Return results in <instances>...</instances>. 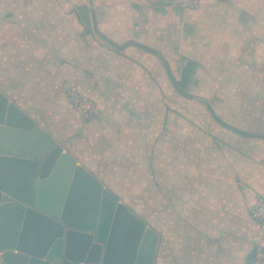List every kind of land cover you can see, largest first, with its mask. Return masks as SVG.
Segmentation results:
<instances>
[{"label":"crops","instance_id":"obj_1","mask_svg":"<svg viewBox=\"0 0 264 264\" xmlns=\"http://www.w3.org/2000/svg\"><path fill=\"white\" fill-rule=\"evenodd\" d=\"M184 2L0 0V92L120 201L119 191L108 185L107 169H100L107 167L106 158L89 157L95 153L91 143L114 130L97 125L89 132L66 94L76 86L104 109L112 104L108 113L116 112L119 102L122 108L127 103L148 109L150 143L144 149L149 159L143 169L153 204L148 226L159 237L154 264H247L253 247L264 246V233L251 214L256 196L264 195V0H208L193 12L182 7ZM79 5L87 6L90 27L81 22ZM179 13L186 24L193 17L213 22L214 32L211 45L199 44L209 48L203 56L181 57L175 79L212 60L218 71L214 78H223L233 93L227 102L212 97L213 106L196 97L209 112L208 117L199 113L212 125L208 135L199 124L188 136L182 132L181 144L165 137L164 149L157 145L158 79L152 70L158 72L161 54L173 45L168 42ZM168 80L162 79L163 85L173 86ZM167 113L160 115L169 120ZM97 119L91 123L98 124ZM134 129L117 130L120 150L125 141L139 139L141 129ZM134 154L136 159L144 152ZM117 168L126 170V165Z\"/></svg>","mask_w":264,"mask_h":264},{"label":"water","instance_id":"obj_2","mask_svg":"<svg viewBox=\"0 0 264 264\" xmlns=\"http://www.w3.org/2000/svg\"><path fill=\"white\" fill-rule=\"evenodd\" d=\"M90 27L86 5L77 6ZM158 234L0 92L4 264H154ZM257 246L247 255L253 264Z\"/></svg>","mask_w":264,"mask_h":264},{"label":"rangeland","instance_id":"obj_3","mask_svg":"<svg viewBox=\"0 0 264 264\" xmlns=\"http://www.w3.org/2000/svg\"><path fill=\"white\" fill-rule=\"evenodd\" d=\"M191 0H186L183 4V8L188 9V12H193L194 10H198L201 8L200 4L203 1L208 0H202L200 1V4L198 5H190ZM202 5V4H201ZM208 9V8H207ZM210 12V11H209ZM179 15V16H178ZM182 14H175V21H174V28L171 29V37L172 41L168 43H173V45L168 48V51H165V54H161V58L159 62V68L158 72L155 74L154 70H152V75H157L158 79V86H157V109L159 112L158 115V123H157V145L159 148L167 149V141L165 142L166 138L170 136H174L175 141L179 140L178 144L182 143V134L185 133V136H188L187 134L189 132H195L191 131L192 128L198 126L200 124L202 131L207 132V128L212 125H210V122L208 119H204L202 115L199 113H206V116L208 117L209 112L207 108L202 104H199L195 101L196 97L201 98H207L212 103V97H216L217 99H221L225 102L230 100V95L233 93L231 91L230 85L226 81L223 80V78H214L215 74L218 73V71H215L211 64H206L203 66V69H198L193 72V75H191V79L193 81L191 82V85L189 83V86L186 87V92L191 96L192 98H189V101L186 99H181L183 95L180 96V94L176 91L174 86L166 87L167 85L164 82H162V79L166 81H169L170 79L169 74L167 72V68L169 69V72L171 76L178 78V68L180 64L182 63L181 57H189L194 54L196 58L198 56H203L202 53L204 50H209L208 47L201 48V45L203 43H208L211 45L212 38H213V32H214V25L213 22L211 24H207L204 19H197L193 17L192 23L186 24L183 23ZM187 25L188 28H186ZM187 29H192L187 30ZM189 31V32H188ZM201 48V49H200ZM199 54V55H198ZM199 56V58H200ZM209 59V57H208ZM212 59V55H211ZM172 66V67H171ZM144 73L146 71L144 70ZM229 72L225 75H228ZM190 79V80H191ZM170 83V82H169ZM223 84V85H222ZM221 85L223 88H221ZM219 87V88H218ZM84 93V92H83ZM85 94V93H84ZM88 98H90L88 95H86ZM185 97V96H184ZM67 99V94H66ZM91 99V98H90ZM93 103L95 104L96 111L93 112L90 116L83 117L78 110L71 105L68 102L67 104L75 110L79 117L82 119V122L85 123V128L90 127L89 132H96V126L100 125L103 126L107 132V130L112 129L114 130V134H107L103 135L102 141L99 139L97 142L91 143V148L95 150V153L90 154L89 157H95L98 159V156H102L106 158V166L107 167H101L100 169H107V173L105 175H109V182L108 185L115 189V191H119L118 193L123 197L121 201L125 202L129 207L132 209H135L138 213V217L143 220L146 225H149V220L151 216V206L153 207V204L151 205V198H150V191H149V180L148 175L143 169L144 167V159L148 157L149 155L145 156L147 154L144 147L148 146L149 142V119L146 117L145 112H148V109H146L143 106L138 107L136 103H134L137 106L131 107V104H125L124 108H122L121 103H115V109L116 112L108 113L109 110H114L112 107V104H107L106 109L103 108V104L96 102L94 99ZM135 102V100L133 101ZM143 105V104H141ZM212 106L214 103L211 104ZM225 105H230V103H225ZM228 107V106H227ZM109 108V110H108ZM167 110V116L170 114L169 120L168 118H162L163 114L160 115V112ZM105 113V114H104ZM104 114V115H103ZM102 115L104 116L105 120L102 119ZM111 116V118H108L107 116ZM97 117L98 124L93 125L91 123V120ZM138 117V119H137ZM164 120V121H163ZM88 121V123H87ZM168 122V123H167ZM204 123V124H203ZM140 127L141 132L139 139H135V141L127 140L125 141V146L123 149L121 148L119 142L117 141L118 137L121 138V136L117 135V130L123 129L124 131H129V129L135 128L132 133L137 130V127ZM99 127V126H98ZM152 131H153V123H152ZM183 132V133H182ZM91 134V133H90ZM166 137V138H165ZM107 141L109 142L110 147H106ZM119 144L117 147L116 144ZM139 143H141V146L139 147ZM113 146V147H112ZM179 146V145H178ZM107 148H110V150L103 153V151ZM136 148H139L138 151H135ZM178 149V148H177ZM116 154L119 150V158L114 156L113 154ZM141 153L144 152V154L141 156V158L135 159V152ZM88 152V151H87ZM162 154V158L165 159V154L158 150V154ZM107 154V155H104ZM123 156V157H122ZM103 161V160H102ZM102 161H99L102 163ZM109 162V163H108ZM113 163H116L113 164ZM146 163H148L146 161ZM119 165H126V170H121V168H117ZM134 165H137V167H134ZM142 166V168H141ZM148 166V164H147ZM134 169V173L132 172V168ZM141 168V169H140ZM143 170L145 172L144 176L140 175L141 171ZM130 175H129V173ZM125 179V180H124ZM135 180H140L136 181ZM118 189V190H117ZM160 210V207L158 208Z\"/></svg>","mask_w":264,"mask_h":264},{"label":"built area","instance_id":"obj_4","mask_svg":"<svg viewBox=\"0 0 264 264\" xmlns=\"http://www.w3.org/2000/svg\"><path fill=\"white\" fill-rule=\"evenodd\" d=\"M202 0H191L190 5L200 4ZM68 102L73 105L83 117L90 116L96 111L93 100L88 98L76 86H71L67 92ZM252 218L258 223L261 231L264 233V195H257L251 208ZM253 264H264V246H260L256 250L255 260Z\"/></svg>","mask_w":264,"mask_h":264},{"label":"trees","instance_id":"obj_5","mask_svg":"<svg viewBox=\"0 0 264 264\" xmlns=\"http://www.w3.org/2000/svg\"><path fill=\"white\" fill-rule=\"evenodd\" d=\"M192 72H193V67H190V70L182 72L181 79L179 81H177L175 79V77L171 76L170 72L168 71V74H169V77H170V81H171L172 85L174 86V88L176 89V91L180 95H183V96H187L188 95V93L185 92V87H186L185 83H187L190 80ZM182 76H183V78H182ZM209 110H210V108H209Z\"/></svg>","mask_w":264,"mask_h":264}]
</instances>
